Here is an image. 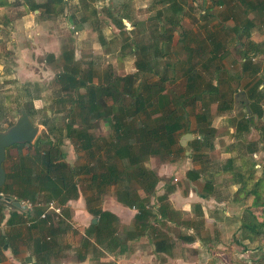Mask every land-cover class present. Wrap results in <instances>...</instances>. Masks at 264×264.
<instances>
[{
	"label": "trees",
	"instance_id": "16d2710c",
	"mask_svg": "<svg viewBox=\"0 0 264 264\" xmlns=\"http://www.w3.org/2000/svg\"><path fill=\"white\" fill-rule=\"evenodd\" d=\"M252 5L249 0H244ZM33 2V1H32ZM162 10L158 19L162 23L161 33L157 38H146L145 32L138 24L131 22V17L121 10L122 7L112 6L108 9L107 17L117 29H124V21L131 22L133 33L126 37L130 53L135 57V72L125 76H116L106 73L100 78L90 63L85 71H80L74 62L73 52H66V61L60 65L55 77L61 96L60 102L70 104L67 110L64 128L51 127L43 135L37 137L32 144L13 145L6 149L3 168L6 173L5 184L0 188L2 195L10 196L18 201L28 200L34 206L29 213L20 212L11 216L6 226L21 225L28 233L37 232L34 238V251L36 255L50 254L56 247L54 234L64 224L66 218L71 217L69 204L81 196L78 190L77 179L89 175L93 191L97 194L103 188L114 186L115 197L118 203L125 206L136 207L138 215L136 221L143 226V222L151 213L150 197L155 193L158 183L156 175L145 168L144 163L149 157H168L175 148L182 150L178 138L172 131L182 125L186 120L185 108L194 110L197 120L196 132L198 138L192 142L195 149L200 146L212 149L214 130L210 128V121L206 112L196 109L199 104L206 107L210 104L205 98L217 94V86L204 83L199 70L192 62L177 70L176 67L158 69L157 56L160 53L158 45L170 42L173 34L171 31L180 29V21L185 9L186 0H158ZM5 0H0V7L5 5ZM65 0H46L29 6L30 11L41 10L47 17H60L64 14ZM212 0V4H217ZM257 9L264 11V2H257ZM7 5V4H6ZM255 5V4H254ZM168 12V13H167ZM167 15L165 16V14ZM96 16V13L93 14ZM169 26L170 30H167ZM255 25L252 19H243L240 24L232 28L236 36H244L249 40L239 43L241 62L238 66V78L246 80V98L249 101L247 113L239 119H233L234 135L240 136L257 128L264 138V44L254 43L250 38V31ZM212 53L217 55L221 49L220 44L213 45ZM162 49V46H161ZM72 62V63H71ZM69 63V64H68ZM205 63L200 64L203 68ZM168 70L176 77L182 73L189 85L183 93L175 95L165 88V84L175 80L169 77ZM152 76L156 81H151ZM96 80V83L94 82ZM30 86L28 83L26 89ZM28 93V92H27ZM114 94L120 99L114 98ZM39 99L37 96L36 100ZM110 102V103H109ZM28 117L33 121V116L39 113L34 107H22ZM233 109V101L221 102L217 111L225 113ZM192 112V113H193ZM257 119V121L254 120ZM78 120V121H76ZM259 120V121H258ZM104 122L110 129L106 138L98 139L92 135L96 122ZM44 125V124H43ZM260 125V126H258ZM58 132V135L55 133ZM56 136L55 141L49 135ZM65 141L73 145L77 151H82L90 156V164L80 167L70 165L66 159ZM198 142V143H197ZM238 155L239 163L235 159H228L224 170L230 171L229 178L233 185L238 186L232 194V202L241 207L242 212L237 219L238 232L234 243L238 246L264 242V176L254 178L255 163L252 159L262 147L261 142H248L241 144ZM31 148L26 154L22 149ZM17 150V157L11 158L10 149ZM67 149V147H66ZM195 151V150H194ZM139 191L143 196L139 195ZM93 196H96V195ZM252 197L251 204H246V199ZM55 202L63 207V215L56 217L47 213L44 218L41 214L45 205ZM42 204L41 206H38ZM164 208V207H163ZM162 206L159 214L168 217ZM261 209L260 215L254 210ZM3 208L0 206V226L4 220ZM92 216L98 217L96 224L89 223L85 229V240L95 238V243L106 232L112 230L117 218L107 211H95ZM64 215L66 218H64ZM28 216V217H27ZM19 230V229H18ZM16 231L15 241L20 238V230ZM13 239V238H12ZM11 238L2 232L0 227V246L10 245ZM157 243L156 249L158 250ZM261 254L259 264H264V245L258 247Z\"/></svg>",
	"mask_w": 264,
	"mask_h": 264
},
{
	"label": "crops",
	"instance_id": "0c3cea01",
	"mask_svg": "<svg viewBox=\"0 0 264 264\" xmlns=\"http://www.w3.org/2000/svg\"><path fill=\"white\" fill-rule=\"evenodd\" d=\"M45 1L5 0V5L0 7V44L10 43L9 49L13 47L11 51H13L12 56L17 57L16 62H20V58L24 60L25 56L32 52L52 54L56 60L58 49L61 48L59 38L64 34L63 31L72 27V23L78 25L82 31L98 32L100 23L105 24L109 21L106 12L110 6L103 4L99 10L97 4L100 0H65L64 14L57 18L47 17L41 10H29V6L34 2L43 3ZM248 6L240 9L241 16L248 15L250 7L257 9V4ZM121 10L123 11V7ZM207 12L210 13L209 11L203 13ZM230 12L231 10L227 11L223 18L233 19L232 12ZM94 13L96 16L93 15ZM101 14L106 15L103 16L104 20L99 18ZM211 15L213 14L211 13ZM90 17L93 19L91 20ZM82 19L83 23H81ZM222 21L217 18L216 21L209 20L200 23L201 30L208 32L204 38L206 47L209 48L215 44L221 46L217 57L208 52V60L214 59V57L224 58L227 53L226 50L222 53V46L226 47L230 43H237L236 39L234 41L235 34L231 30L240 24V21L237 23L234 21L235 25L233 24V26ZM179 25L184 32L181 21ZM254 25L256 28L257 25ZM199 27L197 28L199 29ZM222 31H225L226 34L220 35ZM251 35L252 31H250V37ZM250 39L252 40V38ZM252 41L254 43L263 42V40ZM101 43L105 44L102 39ZM11 51L7 52L4 57H9ZM64 53L66 52L63 49L59 54L60 57ZM221 95L222 93L217 90V94H212L210 98H220ZM189 112H192L191 108H185L186 120L172 131L180 137V140L184 135H192V131H195L197 127V123H189ZM210 128L214 130L216 126L212 123ZM230 133L234 135V128ZM233 137L237 141L236 148L239 147L237 150H233L230 146L225 147L223 143L220 144L221 147H217L214 140L210 142L212 149L202 150L204 146L195 149V145L198 146V144L193 145L192 143L196 139L195 137L187 140L189 151L184 150L185 146H181L179 140L182 150L175 148L168 157H149L151 165L146 164L147 160L144 166L156 175L158 183L155 193L149 201L152 208L151 213L143 222V226L136 221L138 215L136 207L118 203L115 192L112 194L114 186H108L95 194L91 181H88L83 183L85 189L82 188V196L76 201L68 203L71 217L66 218L64 215L65 223H62L59 230L55 232L56 247L48 255L41 253L37 256L33 240L39 234L35 231L30 234L21 225L6 226V222L11 216L22 211L14 207L3 208L4 220L0 227L2 232L10 236L11 241L10 245L7 243L4 247L0 246V264L236 263L240 257L237 248L241 246L233 243L238 232L237 219L241 214V208L231 200L232 194L238 186L230 182L231 172L225 171L224 166L226 161L232 158L235 159V165L239 163L238 155L241 145L238 146V144H244L242 139L245 136L234 135ZM198 138L200 137L197 136ZM216 149H222L218 152L220 155L212 156ZM22 152L26 154L28 151ZM156 158L162 162L155 164ZM172 175L173 177H171ZM174 179L177 181L175 182ZM88 183L89 185H87ZM94 194L96 196H93ZM139 195L143 196V193L139 191ZM161 206L164 207L168 217H162L159 214ZM91 211H107L118 220L116 224H113L112 230L106 232L96 243L95 238L85 240V229L93 219H96V222L98 220V217L94 218L90 214ZM18 229L21 234L20 238L15 241L13 236H16ZM157 243L159 244L158 250L155 246ZM220 249L226 252L220 251Z\"/></svg>",
	"mask_w": 264,
	"mask_h": 264
},
{
	"label": "rangeland",
	"instance_id": "374dc122",
	"mask_svg": "<svg viewBox=\"0 0 264 264\" xmlns=\"http://www.w3.org/2000/svg\"><path fill=\"white\" fill-rule=\"evenodd\" d=\"M216 1L218 3L213 5L212 0H186L184 13L181 17V25L184 32L182 29L171 31L173 36L170 42L165 45H158L160 47L158 48L160 53L158 54L159 56H157L159 63L158 69L161 71L162 68L164 69L166 66L167 68L171 66L170 70L176 67V71H178L180 70L178 68L186 66L188 62L197 64L196 69L199 70L204 78V83L216 85L217 90L222 93V97H206L205 101H211L209 106L203 107L198 104L196 109L199 110V108H202L201 111L206 112L210 125L213 123L214 126H216V129H214V136H216V138H213V140L217 143V147H221L220 144L223 143L225 147L230 146L233 150H237L239 147L236 148L237 141L234 140V135L230 133L233 128L230 122H232L234 118L239 119L245 116L249 105L248 103L246 106L244 103V101L247 100L246 80L238 78L237 69L242 59L238 44L245 43L246 40L249 39L244 36L240 37L235 35L236 38L234 37V41L236 39V44L230 43L229 45L226 44V47L222 46V53H224L225 50L227 53L224 58L217 59L215 58L217 55H215L214 59L208 60V54L210 52L213 54L212 50L214 46L211 45L209 47L210 51H208L209 48L206 47V43L204 42V38L208 35V32H206V30H201L199 26L201 22L209 20L216 21L217 18L233 26V24L235 25L234 21L237 23L239 21L241 22L243 19L250 18L253 23L257 25L256 28L251 30L252 40L255 42L263 40L264 44V15L263 11L250 7L251 9L248 15L241 16L240 9H242V7H249V4L244 0ZM260 1L261 0H249V2L253 3L250 6ZM103 4H108L110 6L108 8L111 11H113L112 6L123 7V12L131 17V22L138 24L140 29L145 32L144 35L146 38H150L151 40V37L157 38L161 33L160 27L162 23L158 19V13L162 10V5L160 2L158 3V0H100L99 4H97L99 10ZM226 10H231L233 19L227 17L226 20L223 18L227 12ZM205 11H209L210 13H203ZM211 13L213 15H211ZM103 16L106 15L101 14L99 18L104 20ZM90 18L91 20L93 19V17ZM83 22L82 19L81 23ZM131 22L124 21L123 24L125 28L117 29L114 23L109 19L105 24L100 23V30H98V32H94L93 30L82 31L79 29L78 25L76 26L72 23V27L66 29L68 32L63 31L64 34L59 38L61 40V48L58 49V58L56 60L52 57V54L32 52L30 55H26L24 60L20 58V62H16L17 57L12 56L13 51L11 50L13 47L9 49L10 43L0 44V56H2V58H0V131H5L15 122L19 115V106L34 107L36 110H40L39 113L33 116V123L39 126V132L36 138L43 135L45 131L47 133L50 132L48 130L52 126L55 128H64L67 122L65 115L68 112L67 110L70 104L68 102L59 101L61 91L55 81V74L60 71V65L67 59L64 56L65 54L61 57L59 55L63 49L65 52H73L74 62H76V67L80 71H85L91 63L94 70L98 71L100 74V78H103L106 73L120 77L132 74V72L134 73L136 71L134 65L135 57L130 53L128 44L125 41L126 37L133 33L132 31L134 28L131 26ZM197 27H199V29ZM167 28H169V26H167ZM193 28H195L196 31L195 29L192 31ZM167 30H170V28ZM224 34H226L225 31L220 33V35ZM101 39L105 44L101 43ZM10 51L12 52L10 56L7 58L4 57V55ZM49 51H51V49H49ZM202 63L206 64L205 68L200 65ZM214 71H216V73H214ZM168 73L169 77H173L174 74H172L171 71L168 70ZM177 76L178 77L174 75L175 80L172 79V81L164 85L168 91H171L175 95L183 93L186 86L189 85V81L185 80L182 73H177ZM156 80L157 78L152 76L151 81ZM94 82L96 83V80H94ZM28 83L30 86L26 89ZM113 95L114 98L120 99L116 94L113 93ZM37 96H39V101H36ZM230 99L233 101V109L231 111L225 113L217 111V107L221 102H227ZM192 112H189V123L195 124L197 123L194 117V112L196 111L194 110V112ZM254 120L257 121L256 118H254ZM260 122L264 124V118L259 121V123ZM91 132L95 138L102 139L110 134V129L106 123L99 121L96 122ZM192 132L193 138L197 137V134H195L196 130ZM55 134L58 135V132ZM49 136L51 141H55L56 136L52 134ZM243 137L242 140L244 143L261 142V144H263L262 147H259V152L255 153L252 157L255 163L254 178H261L264 176V138L260 131L254 127L251 128L249 133L244 134ZM177 138L179 141L180 137L177 136ZM65 143L67 144V149L66 147L63 149L67 152L65 160L70 165L77 168L87 163L90 164V156L87 153L77 151L73 145H68V141H65ZM239 145L241 144H238V146ZM188 147L187 141L184 150L186 149L189 151ZM206 149L207 147H202V150ZM26 150L29 151L31 148L25 147L22 149V151ZM220 150L222 149H216L215 154L212 156H219L220 153L218 152ZM9 152L11 158L14 159L17 157L16 149L12 148ZM159 162L162 161L156 158L155 164ZM146 164L148 166L151 165L149 160ZM171 177H173V175ZM77 180V188L81 192L82 188L85 189L83 183L89 181V175L81 176ZM87 185H89V183ZM103 190L104 188L101 191ZM112 191V194H114V187ZM251 199L252 197L246 199L247 205L251 204ZM240 212H242V209ZM254 212L259 216L261 209H256ZM262 245H264V242L261 243V245L258 244V242L251 245L243 243L241 247L237 248L240 257L234 264H259L258 262L261 254L258 251V247ZM220 251L225 250L220 249Z\"/></svg>",
	"mask_w": 264,
	"mask_h": 264
},
{
	"label": "water",
	"instance_id": "95a60500",
	"mask_svg": "<svg viewBox=\"0 0 264 264\" xmlns=\"http://www.w3.org/2000/svg\"><path fill=\"white\" fill-rule=\"evenodd\" d=\"M244 103L247 106L249 101L245 100ZM28 116L29 115L24 109H20L19 115L17 116L15 122L5 131H0V188L5 184L6 181V173L2 166L4 163L3 160H5L6 156V149L13 145L33 143L39 132V126L35 125ZM190 138H193L191 134L184 135L180 140V145L185 146L187 140ZM19 205L20 202L18 200L0 193V206L2 208L14 207L22 211L23 209ZM95 222L96 219H93L92 223L94 224Z\"/></svg>",
	"mask_w": 264,
	"mask_h": 264
},
{
	"label": "built area",
	"instance_id": "2783aa9c",
	"mask_svg": "<svg viewBox=\"0 0 264 264\" xmlns=\"http://www.w3.org/2000/svg\"><path fill=\"white\" fill-rule=\"evenodd\" d=\"M176 182L177 180L174 179ZM21 208L23 209L22 212H27L30 214V212L33 210L34 206L32 203H30L28 200L19 201ZM42 204H39L38 206H41ZM45 207V211L41 214V218H44L47 213H52L56 217H61L63 214V207L56 205L55 202H49L45 205H42ZM28 217V216H27Z\"/></svg>",
	"mask_w": 264,
	"mask_h": 264
}]
</instances>
